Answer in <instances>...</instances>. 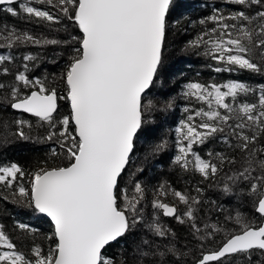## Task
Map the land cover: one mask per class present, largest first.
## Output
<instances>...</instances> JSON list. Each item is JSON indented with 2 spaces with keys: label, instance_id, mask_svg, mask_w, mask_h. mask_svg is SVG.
<instances>
[{
  "label": "snow or ice",
  "instance_id": "1",
  "mask_svg": "<svg viewBox=\"0 0 264 264\" xmlns=\"http://www.w3.org/2000/svg\"><path fill=\"white\" fill-rule=\"evenodd\" d=\"M227 2L241 8L227 15L216 9L199 20L200 25L211 27L201 28L189 46L215 61L216 72L246 70L264 76V0ZM172 4L173 0H0V6H7L0 11L13 17L24 14L37 22L60 23L52 11L58 9L82 33L57 40L8 25L0 29V48L72 46L60 77L66 85L70 115L59 116L58 99L65 97L58 95L47 77L33 79L27 63L23 71L12 74L10 84L0 80V91L8 89L0 95V109L28 114L35 121L14 119L13 135L29 140L35 129L37 140L55 141L68 160L64 166L31 173L16 163L0 166V187L10 189L13 196L54 222V231L46 237L54 242L47 248L34 244L28 252L19 250L0 224V264H185L188 253L172 242L171 229L164 227L158 216L146 220L142 183L130 180L131 189L123 186L145 123L142 100L161 65ZM37 58L25 55L23 60L34 62ZM13 59L11 54H0V75L10 74L3 65ZM256 94V102L238 99ZM182 95L203 106L185 109L191 114L176 129L179 139L174 163L204 180H213L224 172L225 164L234 165L236 160L221 152L208 151L202 156L198 148L222 140L230 149H239L245 153L244 166L224 173L222 189L227 195H240L246 188L262 221L258 225L245 222L239 212L226 217L234 221L236 230L215 250L201 252L195 264H213L225 258H235V264H264V144L260 143L264 137V84L254 88L238 81L223 85L190 82ZM0 127L6 131L8 121ZM41 131L45 135L40 136ZM165 146L166 142L157 144L153 151H163ZM235 188H239L236 193ZM195 191L197 195L192 196L173 189L174 196L186 206L182 214L158 198L151 206L163 216L187 223L194 239L215 240L223 230L215 223L203 227L197 223L202 189ZM158 193L166 195L167 188L162 185ZM138 225L147 232L131 255L119 261L107 257L106 247L120 243ZM16 227L35 236L36 230L28 224ZM164 240L168 243L158 242ZM200 247L203 249L205 243Z\"/></svg>",
  "mask_w": 264,
  "mask_h": 264
},
{
  "label": "trees",
  "instance_id": "2",
  "mask_svg": "<svg viewBox=\"0 0 264 264\" xmlns=\"http://www.w3.org/2000/svg\"><path fill=\"white\" fill-rule=\"evenodd\" d=\"M176 2L177 0H173V4L170 6L167 17L168 28L162 50V58L164 52L175 51L178 53L169 76L173 87L165 95L163 94L164 101H162V107L152 108L151 101L153 100L154 88L158 85V75L163 66L162 59L152 88L143 97L142 103L146 108L145 123L138 135L135 153L131 157L130 164L123 176V186L131 189L130 180L142 183L145 190L143 211L146 220L151 221L153 216H158L160 223L164 227L171 229L174 233V237L170 239L175 246L188 253L184 257L185 264H195L201 252L215 250L228 233L236 230L237 225L234 221L226 220V217H234L239 212L245 222L258 225L262 221L258 213L255 212L254 198L247 195L246 188L244 190L245 199L240 201L239 207H234L232 204L239 195H227L222 189L223 183L226 180L224 173L231 174L244 166L245 153L239 149H230L222 140H212L198 148L202 156L208 151L221 152L229 157H234L236 160L234 165L229 166L225 164L224 172L213 180H204L198 173L186 172L174 163V157L178 154L179 139L176 129L180 126L181 121L186 120L187 116L191 114L190 112H186L185 109L191 110L203 106L197 104L195 101L184 98L182 93L185 86L190 82L223 85L231 81H238L258 88L264 84V76L246 70L216 72L215 61L209 60L200 54L197 49L189 46L188 42L195 37L201 28L211 27V24L200 25L199 20L213 14L216 9H220L227 15L230 12L239 10L241 8L240 5L229 3L227 0H180L178 6L174 8ZM4 7L7 6H0V8ZM52 11L54 15L59 16L60 23L37 22L26 19L24 14L13 17L4 11H0V29L3 28V25H8L10 28L15 27L20 31H27L42 38L57 40H66L70 34L77 37L82 35L78 28L73 27V21H69L58 9H52ZM70 47L72 46L27 44L11 49L0 48V54H11L14 57L13 61L3 65L9 68L10 74L7 76L0 75V80L6 84H10L13 79L12 74L23 71V64L27 63L29 65V73L33 79L47 77L49 85L56 87L59 96L65 97L64 99H59V116L70 115V106L66 98V85L60 79L65 70V64L69 55L68 49ZM184 52L192 53L196 58L186 60V56L183 55ZM25 55H34L38 58L34 62L24 61L23 57ZM7 92L8 89L2 90L0 91V95ZM257 98L258 94L241 96L238 99L240 102H256ZM14 119L35 122L34 118L29 115L16 113L11 109L6 111L0 109V125H3L4 121H8L9 123L6 131L3 127H0V166L16 163L26 173H31L41 168L64 166L68 163L65 151L55 141L40 142L36 139L37 134L35 129L30 133L32 139L29 140L18 139L13 135L16 127L11 122ZM25 131L27 132L28 129L25 128ZM39 135L43 136L45 132L41 131ZM5 136L7 137V142H4ZM164 142H166V146L163 151H153L155 145ZM260 143L264 144V137L261 138ZM162 185L167 188L166 195L158 193V189ZM243 187V185L239 186V188ZM196 188L202 189V193L199 194L201 204L197 206V223L201 227L205 223H215L218 227L222 228L223 231L216 235L215 240L201 242L194 239L190 234V228L187 223L182 224L176 218H167L159 214L151 206L152 202L158 198L162 202L175 206L178 214H182L186 211V206L174 196L173 189L196 196ZM239 188H235L233 190L234 193L238 192ZM18 223L30 225L36 230L35 236L33 237L30 234L21 232L16 227ZM0 224L5 226V231L21 251L28 252L34 244L47 248L54 242V240L46 239L54 231L50 222L45 220L39 212L35 211L26 202L13 196L10 189L3 187H0ZM146 232V227L138 225L129 235L122 238L120 243L109 246L105 250L106 256L114 258L117 261L122 256H130L132 249L137 246L141 237ZM149 238L151 237L149 236ZM158 242L168 243L167 240ZM201 243H205L203 249L200 247ZM256 258L255 256L253 257V259ZM217 264H235V258H232V260L227 258Z\"/></svg>",
  "mask_w": 264,
  "mask_h": 264
},
{
  "label": "rangeland",
  "instance_id": "3",
  "mask_svg": "<svg viewBox=\"0 0 264 264\" xmlns=\"http://www.w3.org/2000/svg\"><path fill=\"white\" fill-rule=\"evenodd\" d=\"M179 3H180V0L179 1L177 0L176 4L174 5V8H176ZM189 52L183 53V55L186 56L185 59L186 60L195 59L196 57L192 53H189ZM177 54L178 53L175 51H168V53L167 52L163 53V58H162L163 59V66H162V69L158 75L159 76V80L157 81L158 85L156 88H154L155 91L153 94V100L151 101L152 108H156V107L161 108L162 107L161 106L162 101H164V95L171 89V87H173L171 80L169 79V76H170L171 70L175 64V59H176ZM152 114H154V113H152ZM154 119H155V116H154ZM132 172H131V175H132ZM127 181H128V179H127ZM243 199H245V193L240 194L239 197L232 202V204L234 205V207H239V203Z\"/></svg>",
  "mask_w": 264,
  "mask_h": 264
},
{
  "label": "water",
  "instance_id": "4",
  "mask_svg": "<svg viewBox=\"0 0 264 264\" xmlns=\"http://www.w3.org/2000/svg\"><path fill=\"white\" fill-rule=\"evenodd\" d=\"M156 79V78H155ZM155 79H154V81H155ZM154 83V82H153ZM152 88V86L150 87V89ZM149 89V90H150ZM149 90H147V92H146V94L148 93V91ZM145 96V95H144ZM68 100V99H67ZM143 101V100H142ZM68 103H69V106H70V102H69V100H68ZM58 105H59V99H58ZM59 108V107H58ZM16 113H21V112H17V111H15ZM21 114H25V113H21ZM26 115H28V114H26ZM30 116V115H29ZM173 206V205H172ZM41 214V213H40ZM42 216H43V218L45 219V220H47L48 222H50V224L53 226V228H54V222H52L51 221V218L50 217H48L46 214H41ZM166 217V216H165ZM167 218H175V217H167ZM115 243H113L112 245H114ZM112 245H110V246H112ZM109 247V246H108ZM108 247H106V249L108 248ZM105 249V250H106ZM226 259V258H225ZM217 263H219V262H213V264H217Z\"/></svg>",
  "mask_w": 264,
  "mask_h": 264
},
{
  "label": "flooded vegetation",
  "instance_id": "5",
  "mask_svg": "<svg viewBox=\"0 0 264 264\" xmlns=\"http://www.w3.org/2000/svg\"><path fill=\"white\" fill-rule=\"evenodd\" d=\"M227 259V258H226ZM225 260V259H224Z\"/></svg>",
  "mask_w": 264,
  "mask_h": 264
}]
</instances>
